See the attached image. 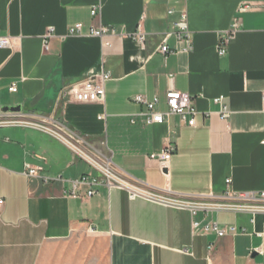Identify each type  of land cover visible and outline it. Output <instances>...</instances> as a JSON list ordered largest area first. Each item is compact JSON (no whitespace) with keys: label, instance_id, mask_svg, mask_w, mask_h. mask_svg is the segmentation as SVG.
<instances>
[{"label":"crops","instance_id":"obj_1","mask_svg":"<svg viewBox=\"0 0 264 264\" xmlns=\"http://www.w3.org/2000/svg\"><path fill=\"white\" fill-rule=\"evenodd\" d=\"M183 11L187 36L178 40L171 26ZM76 24L81 36L68 35ZM139 24L141 43L131 39ZM100 27L113 34L88 36ZM0 37L12 38L0 49V113L18 108L68 128L135 184L183 196L264 191V0H0ZM101 72L110 75L104 102L76 103L71 88ZM171 90L191 98L195 127L177 116L144 123L146 107L132 99L158 98L165 113ZM167 145L163 172L156 155ZM26 164L64 182L28 180ZM85 175L97 176L51 137L0 127V264H264V214L192 217L105 186L89 199L67 197L68 182ZM204 221L238 232L217 238Z\"/></svg>","mask_w":264,"mask_h":264},{"label":"built area","instance_id":"obj_2","mask_svg":"<svg viewBox=\"0 0 264 264\" xmlns=\"http://www.w3.org/2000/svg\"><path fill=\"white\" fill-rule=\"evenodd\" d=\"M245 9V7L241 8L239 13L244 12ZM91 16H96V11L94 9L91 12ZM239 26V20L235 19L231 31L226 36L222 37L219 43V54L222 55L225 52L227 45L230 40H232ZM81 29L82 25L76 24L68 28L67 32L70 36H81ZM171 30L172 34H174L178 40H181L183 36H187V18L185 11L181 12L179 20L172 24ZM52 32V29L47 30L43 38V48L45 51L48 50L46 41L51 38ZM111 34H113V31L110 28L100 27L98 29H91L88 36L102 39ZM131 39L139 43L144 42L145 36L141 24L137 26L136 32L131 35ZM11 45L12 38L0 37V49L10 48ZM159 52L162 55H167L169 53L165 45L161 46ZM109 79L110 75L108 73L101 72L96 76H91L78 82L71 88L74 101L85 105L102 104L105 97L104 85ZM9 92H16L15 84L11 85ZM63 95H65V92H63ZM132 101L135 104L144 105L146 107L144 123L147 126L161 125L165 117L177 116L182 124L190 128L195 127L194 118L196 116V110L192 106L191 98L186 94H181L172 90L167 92L165 94V106L167 109L165 113H161L157 109L159 105L158 98L147 101L142 96H135ZM213 102L220 106L219 114L221 119H228L229 113L226 111L225 107L222 106V98L214 99ZM262 103L264 104V97L262 98ZM102 118L103 117L100 116L98 119L100 120ZM0 127H20L37 130L65 146L73 158H77L86 163L97 176L85 175L77 180L69 181L70 190L67 197L72 199H79L82 194L86 199H89L96 195V190L99 186H105L108 189L125 191L130 200L142 199L159 206L185 210L189 212L192 217L197 214H202L204 218H207L212 213H245L253 217L264 214V191L239 193L225 190V192L220 195L183 196L172 194L168 190H157L144 185L135 184L117 171L111 162L95 150L84 138L47 118L31 120L25 119V117L18 113L5 112L0 113ZM173 151V147L167 145L156 155L158 167L161 171L166 172ZM41 170L40 167H33L26 164L24 166L23 175L28 180H41L44 184L50 182H64L61 177L53 179L40 178L39 173ZM229 184L230 180H226L225 185L228 186ZM1 204L2 202H0V205ZM199 226V223H193V228ZM201 227L204 233H213L217 238L233 235L238 232L235 226H224L220 228L218 224L213 221H204ZM241 232L243 233L242 230Z\"/></svg>","mask_w":264,"mask_h":264},{"label":"water","instance_id":"obj_3","mask_svg":"<svg viewBox=\"0 0 264 264\" xmlns=\"http://www.w3.org/2000/svg\"><path fill=\"white\" fill-rule=\"evenodd\" d=\"M1 112H3V113H5V112L18 113L19 109L18 108H4L3 110H1Z\"/></svg>","mask_w":264,"mask_h":264}]
</instances>
